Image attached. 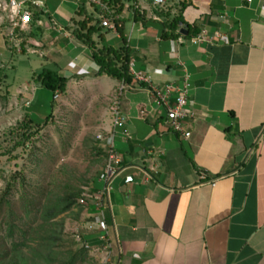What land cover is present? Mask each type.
Returning <instances> with one entry per match:
<instances>
[{
  "label": "crops",
  "instance_id": "crops-1",
  "mask_svg": "<svg viewBox=\"0 0 264 264\" xmlns=\"http://www.w3.org/2000/svg\"><path fill=\"white\" fill-rule=\"evenodd\" d=\"M34 1L29 50L52 56L68 80L97 77L91 51L74 36L85 18L82 2ZM108 1H118L110 9L120 28H103L94 14V39L126 46L134 72L153 84L187 80L194 117L185 123L189 138L175 133L148 85H129L115 143L125 170L106 212L116 235L107 264H264V0ZM178 17V37L164 39ZM198 35L206 41L194 45ZM95 216H84L94 228L84 230L98 248Z\"/></svg>",
  "mask_w": 264,
  "mask_h": 264
},
{
  "label": "rangeland",
  "instance_id": "rangeland-1",
  "mask_svg": "<svg viewBox=\"0 0 264 264\" xmlns=\"http://www.w3.org/2000/svg\"><path fill=\"white\" fill-rule=\"evenodd\" d=\"M54 1L55 4L51 6L57 7L60 0ZM66 8L67 4L63 9ZM5 23L0 26V197L7 181L17 172L28 179L32 190L38 183L45 184L47 177L57 175L70 177L75 185L89 181L87 187H82L84 192L93 188L94 182L95 190L100 189L102 184L96 177L101 173L105 160L98 163L100 158L94 148L97 146L104 151V144L98 137L110 131L120 84H111L109 80L98 77H71L73 79H69L66 94L59 93L58 97H54L55 105L52 109L51 93L41 89L36 81L38 75L33 72L40 73V64H43V68L55 71L56 68L49 63L53 57L29 50H35L28 43L31 36L29 28L24 32L16 31L14 36H10L8 21ZM50 114L52 116L46 122ZM27 115L35 123L41 124L39 135L34 138L28 150H12L15 137L12 130L18 128ZM10 150L13 152L9 154ZM16 185L10 201L14 209L20 211L19 197L24 191L19 182ZM65 218L66 233L73 237L76 248H82L76 235L82 232L84 216L80 223L70 215ZM91 236L89 234L84 239L93 247L89 240ZM90 257L92 262L87 264H101L100 258L91 253Z\"/></svg>",
  "mask_w": 264,
  "mask_h": 264
},
{
  "label": "trees",
  "instance_id": "trees-1",
  "mask_svg": "<svg viewBox=\"0 0 264 264\" xmlns=\"http://www.w3.org/2000/svg\"><path fill=\"white\" fill-rule=\"evenodd\" d=\"M113 7L118 1L102 0ZM85 15L83 21L78 24L74 36L81 41L92 54V59L99 67L97 77L107 76L118 82L132 85L134 77L130 74V51L125 46L115 49L104 45L105 39L100 35V42L94 36L100 32L97 28V16L92 8L82 3L80 8ZM92 11V14H90ZM137 18L139 11L136 10ZM183 19L178 17L167 25V32L163 34L164 39H176L175 35L179 24ZM189 32L187 38L191 37ZM103 44V46H100ZM126 45V41L124 40ZM41 89H45L52 95L50 106L54 109V97L56 93L66 94L69 80L61 77L57 72L44 68L36 77ZM46 117V122L51 118ZM40 123H35L33 118L27 115L18 128L12 130L14 134V146L12 150H28L34 138L39 135ZM9 151V154L13 152ZM98 163L105 160V152L95 147ZM62 170V169H61ZM99 176V175H98ZM98 176L96 178H98ZM24 191L20 195V211L14 209L10 201L16 183ZM89 181L75 185L70 177L61 176L47 177L45 184L38 183L32 190L21 172L15 173L7 181L5 190L0 197V264H87L91 263L89 251L84 247L76 248L73 237L66 233V216L80 223L83 208L79 206L84 191ZM92 191L95 190L96 182L93 183ZM29 187V188H28ZM29 189V190H28ZM78 208V209H77ZM75 209L77 210L75 212Z\"/></svg>",
  "mask_w": 264,
  "mask_h": 264
},
{
  "label": "built area",
  "instance_id": "built-area-1",
  "mask_svg": "<svg viewBox=\"0 0 264 264\" xmlns=\"http://www.w3.org/2000/svg\"><path fill=\"white\" fill-rule=\"evenodd\" d=\"M80 3H84L92 8V11L97 13L98 19L101 21V26L111 31H117L120 25L117 24V19L114 13L111 11L108 4L102 0H78ZM164 0H155V5H163ZM38 6V3L34 0H0V26L6 24L8 21V34L14 36L16 31H26L33 21V12L31 7ZM206 39L203 35H198L192 39V43L197 45L205 42ZM134 63H129L130 74L134 77V81L139 84H147L148 93L152 102L155 104L156 109H163L166 111V119L175 133L182 134L184 137L189 138L191 133L186 132L185 123L194 117V113L188 109V101L190 94V85L185 80L182 85L175 83H169L163 87L153 84L148 77L142 74H137L133 70ZM129 84L124 81L120 83L119 92L114 103L112 111V125L110 131L106 135H100L98 138L104 145L102 148L106 154L103 169L98 176L97 181L102 184V187L96 191H92L91 188L86 189L79 205L84 209L83 216L91 215L95 213V231L99 233L98 241L100 246L93 248L84 239L89 233L86 230H94L92 225L86 223V220H82V232L76 235L77 242L82 245L91 254L105 253V257L101 258V264H107L110 261L111 252L113 249V243L116 242L115 232L111 231V227L107 223L106 212L111 211V193L113 191V184L124 172L122 158L116 151V137L120 128L126 124V118L122 110V98L127 90H129ZM59 93H56L55 97H58ZM142 111L141 114H145ZM128 136V134H126ZM89 221V220H88ZM87 224L89 228H84ZM80 229V230H81Z\"/></svg>",
  "mask_w": 264,
  "mask_h": 264
},
{
  "label": "water",
  "instance_id": "water-1",
  "mask_svg": "<svg viewBox=\"0 0 264 264\" xmlns=\"http://www.w3.org/2000/svg\"><path fill=\"white\" fill-rule=\"evenodd\" d=\"M132 180H133V177H128V178H126V179L123 180V183L122 184H125V183H127L129 181H132Z\"/></svg>",
  "mask_w": 264,
  "mask_h": 264
}]
</instances>
